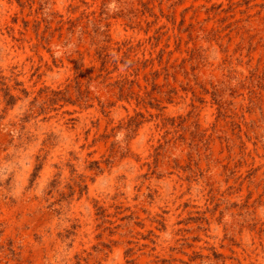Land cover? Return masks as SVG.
Instances as JSON below:
<instances>
[{
  "label": "rangeland",
  "instance_id": "374dc122",
  "mask_svg": "<svg viewBox=\"0 0 264 264\" xmlns=\"http://www.w3.org/2000/svg\"><path fill=\"white\" fill-rule=\"evenodd\" d=\"M0 264H264V0H0Z\"/></svg>",
  "mask_w": 264,
  "mask_h": 264
}]
</instances>
